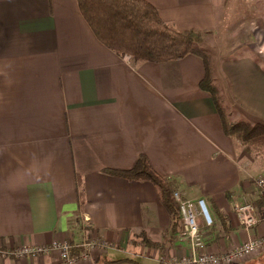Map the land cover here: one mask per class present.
<instances>
[{
    "label": "crops",
    "instance_id": "0c3cea01",
    "mask_svg": "<svg viewBox=\"0 0 264 264\" xmlns=\"http://www.w3.org/2000/svg\"><path fill=\"white\" fill-rule=\"evenodd\" d=\"M147 1L175 29L206 32L230 118L264 123L263 34L253 28L247 43L234 38L221 22L226 0ZM203 75L195 55L163 63L118 55L96 37L78 0H0V250L93 239L116 248H96L76 264H168L189 255L184 228L170 233L151 182L105 172L131 169L141 154L178 181L183 200H205L215 220L203 228L206 252L264 235V204L252 230L234 212L260 197L264 159L225 134L200 88ZM144 237L164 245L148 247ZM258 254L232 264H253ZM0 264L62 261L57 252L0 254Z\"/></svg>",
    "mask_w": 264,
    "mask_h": 264
},
{
    "label": "trees",
    "instance_id": "16d2710c",
    "mask_svg": "<svg viewBox=\"0 0 264 264\" xmlns=\"http://www.w3.org/2000/svg\"><path fill=\"white\" fill-rule=\"evenodd\" d=\"M78 4L96 37L120 56L131 55L134 61L154 63L181 60L189 55L199 57L204 67L200 88L213 99L225 134L248 146L255 157L264 159V123L230 118L227 101L217 83L213 54L205 46L206 32L175 29L147 0H78ZM105 172L128 181L151 182L171 217L170 233L180 232L181 204L175 196L178 181L159 173L147 155L141 154L131 169H106ZM261 203L264 204L262 195L253 201L255 207ZM213 221L212 227L214 218ZM143 242L152 248L164 245L147 237ZM81 251L75 246L72 255H79Z\"/></svg>",
    "mask_w": 264,
    "mask_h": 264
},
{
    "label": "built area",
    "instance_id": "2783aa9c",
    "mask_svg": "<svg viewBox=\"0 0 264 264\" xmlns=\"http://www.w3.org/2000/svg\"><path fill=\"white\" fill-rule=\"evenodd\" d=\"M257 186L259 187L260 195L264 197L263 177L257 179ZM175 196L181 204L183 228L191 244V253L181 258H171L168 260V264H232L264 251V235H262L243 241L224 252H206L204 250L206 241L203 228L212 227L214 221L205 200H199L197 206H195L192 202L183 200L179 193H176ZM234 212L239 223L246 230L255 229L260 222L256 207L253 203H237L234 206ZM200 218L204 221V227L199 224ZM74 247L75 245L73 243L60 241L49 246H24L12 252L0 250V254L3 256L11 255L14 258H25L37 254L57 252L60 254L62 264H76L79 260L90 259L92 250L96 248H114L107 241L92 239L77 246L82 251L79 255L73 256L72 250Z\"/></svg>",
    "mask_w": 264,
    "mask_h": 264
},
{
    "label": "rangeland",
    "instance_id": "374dc122",
    "mask_svg": "<svg viewBox=\"0 0 264 264\" xmlns=\"http://www.w3.org/2000/svg\"><path fill=\"white\" fill-rule=\"evenodd\" d=\"M227 2V12L228 16L226 21L222 19V24L225 22L231 23L230 29L234 31V38H239V41L242 43H247L249 41V33L253 31H257L259 35L263 34L264 38V0H226ZM254 33V32H253ZM229 35V34H228ZM222 41V36L220 35ZM229 38V37H227ZM219 41V37L217 39ZM217 40L215 43H217ZM207 43V37H206ZM205 43L206 48L207 45ZM214 41L212 44H215ZM209 49V48H208ZM214 50L216 48H213ZM210 50V49H209ZM211 51V50H210ZM246 51H241L240 54H245ZM212 53V51H211ZM213 54V53H212ZM127 60H133L131 55H125ZM115 247V245H113ZM116 248V247H115ZM107 249V248H102ZM113 249V248H109ZM124 257H128L127 255H123ZM253 264H264V251L258 254L255 258ZM141 262V261H140ZM142 264H148L146 261H142Z\"/></svg>",
    "mask_w": 264,
    "mask_h": 264
}]
</instances>
